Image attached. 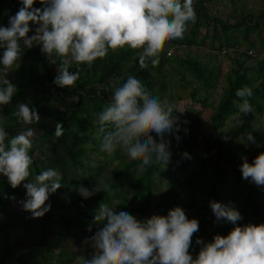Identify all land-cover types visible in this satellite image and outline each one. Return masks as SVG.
Listing matches in <instances>:
<instances>
[{"label":"clouds","instance_id":"obj_1","mask_svg":"<svg viewBox=\"0 0 264 264\" xmlns=\"http://www.w3.org/2000/svg\"><path fill=\"white\" fill-rule=\"evenodd\" d=\"M20 3L8 25H0V106L9 104L18 92L6 73L23 56V46H41L49 61L58 64L53 83L64 88L75 85L81 76L79 70L70 71L71 62L91 66L110 50L125 46L140 49L136 55L142 68L149 58L157 64L164 42L182 39L188 22L197 20L195 0H40V7L34 6L36 0ZM56 57H62L63 62L58 63ZM120 79L113 78L112 99L98 113L96 123L103 133L101 150L111 154L122 148L130 158H141V168L153 163L167 167L172 157L167 137L174 136L178 142L182 139L177 115L181 111L175 103L149 91L136 75L128 74L122 84L116 83ZM253 95L248 85L236 90L241 98L236 102L240 113L253 112L249 99ZM73 99L78 101L79 97ZM15 115L26 125L41 120L39 110L30 102L17 103ZM63 132V122L57 121L54 135ZM35 134L34 127L29 126L10 136L0 122V175L7 177L13 188L23 183V209L33 217H42L51 209L46 201L61 187L63 175L49 167L30 179ZM240 140L246 145L256 142L251 133ZM183 157L190 159L191 155L185 151ZM241 159L242 177L264 190V152L251 162L246 155ZM73 187L89 198L101 190L108 191L110 185ZM117 204H99L94 219L102 226L91 237L94 251L90 258L77 256L76 264H264V223L239 224L243 216L232 202L210 201L216 220H226L234 227L227 235L215 234L211 241L197 237L195 244L200 248L195 255L190 249L200 222L189 218L183 207L174 206L166 215L138 219L126 207L117 208Z\"/></svg>","mask_w":264,"mask_h":264},{"label":"trees","instance_id":"obj_2","mask_svg":"<svg viewBox=\"0 0 264 264\" xmlns=\"http://www.w3.org/2000/svg\"><path fill=\"white\" fill-rule=\"evenodd\" d=\"M214 1L195 0L197 20L188 22V25L192 24L188 46H203L206 36L204 35L200 41H196V36L203 26L206 28L209 25L213 26L211 46L215 43V31L218 28H222L224 36L219 50L235 46L233 40L227 35L233 26L225 24L210 11V5ZM260 1L264 6V0ZM230 2L234 6L237 0H230ZM20 6V0H0V25H8L9 17L14 15ZM34 6L40 7V1H36ZM263 20L264 7L258 16L249 13L241 15L238 26H243L242 42L250 47L254 46L249 36L252 32L259 33L260 22ZM174 40L171 41L174 42ZM178 45L170 46V48H176ZM23 47L25 51L21 59L30 58L34 65L30 64L23 74L18 72L16 66L6 73L8 79L17 85L18 92L9 104L0 106V116L3 117L0 122L4 124L10 136H14L19 130L29 126L36 130L32 138L33 147L30 150L33 156L30 179L43 169L52 167L62 173L63 181L61 187L49 195L46 204L50 203L51 209L44 216L33 217L30 211H26V215L18 216V218L16 215L15 220L13 218L11 220V217H6L9 218L6 220L1 215L7 216V207L11 203L16 204L26 199V189L23 188V183L13 188L8 183L7 177L0 175V232L6 237L10 235L9 232H14L19 238L25 236L32 246L28 253L40 258L39 264H47L54 259L57 261L56 264H63L61 260L68 254L63 244L65 238L71 243H77L85 237L94 236L102 226L94 219L96 210L101 202L110 204L112 198L120 200V207H126L138 219L150 217L152 214L166 215L169 209L181 206L186 213L197 214L200 222L198 232L206 235H210L211 232H214V235L217 234L216 230L208 231L207 229L214 222L219 225L220 231L228 234L233 225L226 220L217 221L210 206L211 200L223 202L221 190L227 182L224 169L226 165L231 167L236 177L247 183L246 189L241 193V207L242 211L248 214V222L264 223V190L242 177L240 164L243 161H238L232 148V141L235 138H240L246 133L258 137L263 133L262 129L250 123L232 127L225 133H220L231 116L241 114L236 104L241 98L236 96V90L244 85L253 89L254 95L249 98L253 112L255 115L264 116V57L249 64L247 62L251 57L246 52L236 53L233 59L235 68L225 75L226 85L210 117L214 135L206 137L201 135L202 122L198 119L200 114L198 112L195 118L186 125L187 132H183L181 127L182 139L179 142L174 136H169L172 142V166L186 175L181 180L176 179L171 182L153 202L155 177L162 172L161 164L153 163L151 166L141 168L139 166L141 158L124 160L127 153L122 148L114 151L115 158L119 159L120 163L106 179V184L110 185L108 191H99L89 198H84L73 186L83 184L91 189L96 185L98 179L96 171L104 161L96 162L91 153H96L98 156L105 153L100 147V137L103 133L99 132V125L96 121L98 113L112 99L113 78L121 77L116 83L122 84L128 74L136 75L149 91L156 93L154 90L155 77L152 73L161 72L160 65L171 61L172 53L167 54L166 50L164 59L160 57L155 65L147 61V66L143 68L136 55L140 49H131L127 46L120 48L119 51L110 50L105 58L97 59L91 66L87 63L71 62L70 71L79 70L80 79L75 85L61 88L53 83L57 75L55 70L58 69V64L51 63L38 44H34L31 49ZM2 51L0 49V55ZM56 59L58 63L63 62L62 57H56ZM176 63L180 67L187 65L182 68L187 70L201 92L200 107H208V99L212 96V89L217 81L216 67H203L198 59L188 56L184 59L177 58ZM178 73L180 80L191 88L190 97L195 98L197 89L185 80L183 72L178 71ZM75 96L79 97L78 101L73 99ZM21 101L30 102L39 110L41 116L39 122L34 121L32 125H26L16 117L15 106ZM253 112L246 114L251 115ZM57 121L64 124V132L61 136L54 135ZM200 138L204 142L207 157L202 159L200 165L191 167L193 150ZM226 142H230L228 147H225ZM239 147L242 146L239 145ZM185 151L190 153V159L183 157ZM257 155L258 153L249 151L247 154L249 162ZM91 162L97 163L95 171ZM138 167H140V173L133 178ZM13 196L15 199L12 198ZM29 215H31L30 219H28ZM50 232L56 236L53 243L47 241V235ZM5 243L7 244V241ZM194 245L195 233L193 235ZM93 251V248L86 243L80 251V256L90 258ZM22 256L24 254H18L17 259L19 260ZM10 263L11 259H8L7 254L0 259V264Z\"/></svg>","mask_w":264,"mask_h":264},{"label":"rangeland","instance_id":"obj_3","mask_svg":"<svg viewBox=\"0 0 264 264\" xmlns=\"http://www.w3.org/2000/svg\"><path fill=\"white\" fill-rule=\"evenodd\" d=\"M37 2L40 0H36ZM263 3L260 0H237L235 5L233 6L230 0H215L210 5V11L224 22L227 25H232L233 28L228 32L227 35L233 40L235 46L233 48L227 49L226 54H222V51L219 50L221 43L224 41V36L222 32V28H218L215 31V43L211 46L212 43V25H209L205 28L203 26L199 33L196 36V41H200V39L205 35L204 45L203 46H188L187 43L191 38V27L192 24L188 25V28L184 34L182 39H175L174 42L166 40L160 49V57L164 59V55L166 50L167 54H171V61L165 62L160 65L161 72H153L152 75L155 77L154 82V90L156 94H158L161 99H166L172 103L177 105V109L181 112H178L177 115L180 117V123L182 124V131L186 128V125L190 123L192 119L195 118L196 114L199 112L198 119L202 122L201 135L204 137L214 135L215 132L210 125V117L213 115V111L215 110V106L218 103V100L222 94V91L226 85L225 75H227L232 69L235 68L233 63V59L236 57L237 52H246L249 57H251L247 63L251 64L256 59H260L264 57V20L260 22V31L259 33L252 32L249 36V40L254 44L253 47H250L247 43L242 42L241 31L243 30V26H238V23L241 15L251 14L253 16H258L263 10ZM207 29V30H206ZM177 42V43H176ZM179 44L176 48H170V46ZM116 49L114 51H119ZM196 58L198 59L203 67H216L217 70V81L214 84V88L212 89L213 94L208 99L209 106L206 108L200 107L199 101L202 99L201 92L197 88L196 82L190 77L185 67L187 65L181 67L176 63L177 58ZM30 58H20L19 62H17L14 66L17 67L18 72L20 74L25 73L24 70L31 64ZM148 61H151L149 58ZM184 67V68H182ZM10 71V69L8 70ZM7 71V72H8ZM178 71L183 72L185 74V80L191 83L193 87L197 89L195 98H191V88L184 84L180 80V75ZM57 74V69L55 70ZM146 79V78H145ZM3 117L0 116V120ZM187 123H184V121ZM95 122V121H94ZM254 123V125L262 129V134L256 138L255 143H242L240 138H235L232 141L233 151L238 157V161H242V156H247L250 152H264V116L263 115H255L253 112L251 115L246 113H241L237 116H231L227 122L225 127L220 131V133H225L230 128L239 126L241 124H250ZM168 139L169 136L167 137ZM230 142L225 143V147H228ZM239 145L242 147L240 148ZM86 147H89L86 145ZM171 151H172V142H171ZM92 157L95 158L96 162L104 161L101 166L96 171L98 175L97 183L101 185L106 184V179L109 178L110 172L119 165L120 160L115 158L114 152L109 154L105 152L102 156H98L96 153H91ZM206 149L204 147V142L201 138L198 140L196 148L193 150L191 167L198 166L202 163V159L206 158ZM130 158L128 155L124 158V160L129 161ZM172 162V157H171ZM93 169L97 167V163L91 162ZM100 165V164H99ZM162 172L158 173L155 177V188L153 190V202L157 200L159 194L166 190L168 185L176 179H183L185 177V173H180L172 166L170 163L167 167L161 164ZM210 170V167L208 168ZM225 175L227 182L223 186L221 190L222 201L225 203L232 202L233 206H235L243 216L241 221H238L239 224H246L248 222V214L242 211L241 207V193L246 189L247 183L238 177L235 176L231 167L229 165L224 166ZM95 171V169H94ZM140 173V167L136 169L133 174V178L137 177ZM103 191V190H101ZM100 191V192H101ZM122 193V192H121ZM264 200V198H263ZM117 208L120 207V200L112 198L111 203L117 202ZM8 214L7 216L1 215L4 217H11L15 220V216L26 215V210L23 209L22 204L19 203H11L7 207ZM186 215L189 218H198L197 214L194 212H187ZM30 219L31 215L28 216ZM9 219V218H8ZM6 218V220H8ZM39 224V221H37ZM234 227V225H233ZM232 227V228H233ZM208 231L216 230L219 234L227 235L225 232L219 230V225L216 223H212L210 227L207 228ZM10 235L6 237L3 233L0 232V259L7 254L8 259H11L10 264H39L41 259L36 256L29 255V251L31 249V244L25 236L18 237L14 232H9ZM197 237L203 238L206 242L211 241L214 237V232H211L210 235L202 234L201 232L195 233V240ZM56 240V236L50 232L47 235V241L49 243H53ZM7 241V244L5 243ZM86 243H88L94 250L93 241L91 238H88L87 241L80 240L77 243H71L67 238L63 241L66 252L68 253L65 258L61 261L63 264H76V257L80 256V251L85 247ZM8 245V246H7ZM6 246V247H5ZM199 245H194L192 248L193 254H197L199 252ZM5 252V253H4ZM27 253V254H25ZM18 254H24L22 258L17 259ZM57 261L54 259L49 261L47 264H56Z\"/></svg>","mask_w":264,"mask_h":264},{"label":"built area","instance_id":"obj_4","mask_svg":"<svg viewBox=\"0 0 264 264\" xmlns=\"http://www.w3.org/2000/svg\"><path fill=\"white\" fill-rule=\"evenodd\" d=\"M221 51H222V50H221ZM226 51H227V50L223 49L222 54H226Z\"/></svg>","mask_w":264,"mask_h":264}]
</instances>
